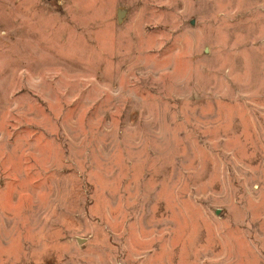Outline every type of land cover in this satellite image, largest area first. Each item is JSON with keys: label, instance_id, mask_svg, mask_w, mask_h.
Instances as JSON below:
<instances>
[{"label": "rangeland", "instance_id": "1", "mask_svg": "<svg viewBox=\"0 0 264 264\" xmlns=\"http://www.w3.org/2000/svg\"><path fill=\"white\" fill-rule=\"evenodd\" d=\"M0 264H264V0H0Z\"/></svg>", "mask_w": 264, "mask_h": 264}]
</instances>
